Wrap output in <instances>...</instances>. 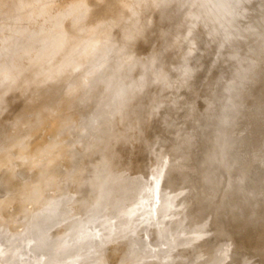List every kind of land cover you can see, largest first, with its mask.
Wrapping results in <instances>:
<instances>
[{"label": "bare ground", "instance_id": "obj_1", "mask_svg": "<svg viewBox=\"0 0 264 264\" xmlns=\"http://www.w3.org/2000/svg\"><path fill=\"white\" fill-rule=\"evenodd\" d=\"M3 1L4 0H0V24H1L0 29L1 28L7 29L9 27L8 28L9 32L6 35L4 34L5 29H2L3 31L1 30V32L3 34L0 32V34L3 36L2 37L0 35V38L2 37L0 39V67H2V66L4 67L7 64H13L15 66H12V65L8 66L7 65L6 68L4 67L5 69L3 67H2L3 69L0 68V111H1L0 117L2 115V116H4V118H7V117H5L6 115L3 114L5 112L4 109H6V107H7L6 103L8 104L9 102H11V107L13 108V105H15L14 104L15 101L18 100V102H16V103H18V105H20L19 99H17L18 97H15V98L13 97L14 94H17V93L19 94V92L21 91L20 96H21L23 102L20 100L22 103L19 106L20 109L17 111L19 113H16V116L14 118L12 117L13 119L11 118L12 121H10L11 119H9V118L7 119V122L10 121L9 125L11 127H14L12 129V131H10L11 129L9 131H6V127L4 128V125H3L4 118L3 119H2V117L0 118L1 119L0 122H2V120H3L2 124H1L2 127L1 126L0 127H1V129L2 128L5 129V131L0 130V156H2V157H0V171L2 170V173L0 174V187L2 188V190L3 189L5 190L3 195L0 193V264H101L102 260H101V258L99 259V255H98L99 246H98L97 242H100L102 239H105L106 237L111 239V246L108 245V248H110V250L107 249V250H109V253L107 252V254H108L107 259L110 260V262L112 259L114 261V259L119 257L121 254L131 250L136 255L127 264H184V263L194 264V262L189 260V257H190V255H192V253L197 252L200 255H206L207 258H211L213 256V250H214L213 246L210 245V246L203 247L201 249L202 239H205L204 238L205 237L204 231H206V230L203 231L204 234H202V233L200 234L199 232H200L201 228H204L207 225H211L212 223L218 224L217 221H219L218 226L222 223H223V225H220L219 226L220 228L219 229L216 228V230L217 229L220 230L221 227L225 226V229H224L225 232L224 233L228 234V231H229L230 236H232V234H233V236L234 235L235 236L238 235L239 237L241 236V238L240 239L238 238L237 240H236V238L235 239L233 237H231V238L233 239V241L236 240L235 242H237L239 240L237 243L240 242V244H244L243 247H246L245 245H248V247L251 250L252 249L254 250V251L253 250L249 251L250 249L247 250L248 247H246V250L248 251V253L252 252L254 254V252H255V255H253V256H257V254L260 251V250H258L260 247L256 248V246H262L261 245V241H262L261 239H262V236H264L263 235L264 228H262V227H264V222H261L258 226H256L257 229L255 228V229H253L254 231H252L251 227H249L247 225V223L249 220H252V218H256V216H255L256 213L254 212L255 215H253V216H252L253 212L248 213L249 211L247 210L246 206H243V202L249 200V198H251L253 196H257L256 194L259 191L258 189L261 186L263 187V185H262V183L260 184L257 181H253L254 179H251V180L249 179L247 182H245L244 179H246L245 177H246L247 171L245 172L244 169L240 168L239 164L237 166L239 169L237 167H234L236 165H233V163H231V161H230L231 156H229V154L232 155L233 151H237V150L241 151L243 149L242 147H241L242 149H237L238 145L235 144L236 146L234 145L233 148L236 147V150L232 149L233 151H231V147L236 142L237 137H239L240 135H243L242 133L244 131L246 132L250 126H253V129H254L258 125L257 127L259 130H260V128H264V126H263V124H264V96L262 98L261 97L259 98V96L256 94V92H254L255 90L253 91L254 87L257 84H259L261 81H263V83H264V0H180V1L178 0L177 2H179L180 5H178L176 0H174V2L177 4L176 6H179V9L177 8L178 9L177 11L183 10V13H182L183 18H185V20H187V22H190V21L193 22V24H190L188 26V28H187L188 30H186V29L184 30L185 32L188 31L187 36L191 32H195L201 23H204V25L207 26V31L209 32V34H208V36H204V37L193 36V38H191V41H189L188 44H184V39H186V38L181 39V40L178 39L175 41H172L170 39L171 33L173 32V30H175L177 28V26L175 28V26L172 27L170 25V27H172V28L167 29V27H166L165 31L163 30L165 28H163V29L161 28L163 30V33L162 34L160 33V35H162L160 42L158 43V41H157L158 44L155 43L157 45H155V46L153 45L154 46V48H153L154 52L151 51L150 52L151 55L149 57H148V53H147L146 56L148 58L146 57L145 59L138 56V55H140L139 53L142 52L141 48H140L139 53L136 51V50H138V48L137 49L135 48V46L140 47V45H141V43H139L140 44L139 46L136 45L135 43L141 42V41L142 42L148 41L149 39L147 40V37L150 36V34H148V33H150V32H148V30L151 27V25L149 26V24H150L149 21H151L149 19H151V18L148 17V19H147L148 21L144 20V19H146V18H144V17H146V15H144V17H143V14H144L143 12L149 10L146 7H144V4H142V7L146 8L147 10L138 7V6H140L139 2H137V4L136 3L134 4V2H133L134 0H122V1L116 0V1H118L117 3L115 1L116 4L121 3V5H117L116 8L114 7L116 9V12H118V10H121V12L124 11L125 13H128V11L126 9L128 7H131L134 9L135 7L133 5L137 6L139 8V9L137 8L138 10L142 9L143 14L142 15L140 14L141 16L138 18L142 17L141 19H143L144 21H147L148 26H149V29H148V26L140 25V23L142 24V22H141L142 20L138 19L136 17V14H134L135 12H137V10L136 11L133 10L134 11L133 12L131 9L128 8L129 10H131L130 11L131 12V14H130L131 18L129 15L126 14L127 16H125V14H123L125 16V18L127 17V19L123 18L125 20V22L130 19V21L126 22V23L130 24L131 22H136V20L138 19L140 21H137L136 24H138V22H140V23H139V25H136V26L134 25L135 27L132 29L129 28L130 30L127 29L129 31H126L124 33L121 32L123 35L119 32L120 36L115 35L116 36L115 37L114 36L115 30L113 29L114 30L113 31L110 28L114 27L113 24H115V26H116V24H119L122 19L120 20L118 18V16H117V18H116V16L114 17L113 14L110 15L114 8L113 7L111 8V6L109 7V4H108V7L106 5L107 8H105L106 11L108 8H110V9H108L109 15H107L105 10H104L103 15L105 16V13H106V15L109 16L107 19L111 18V16H112V18L113 17L115 18V19L113 18L115 22H116V19H119L120 21L118 22V20H117L118 23L117 22L115 23L112 21L113 22L112 24H110L111 22L108 23V21H106L108 23V27H107V25L103 26L104 24H102V23L101 24L103 27L99 26L100 24H97V26H98L97 27L96 23L94 22V21H96L97 23L101 22L98 19V17L100 18V16L103 13V12L101 13L100 10L102 8L104 9L105 4L107 3L105 0H102V1H104L103 3H102V1L99 0L101 2V3H99L100 5L98 4L99 7L97 6V4L95 5V3L98 0H95L96 2H94V0L91 1L100 10L98 8L94 7V5H92V3L90 2L91 5L93 6L92 7L90 5L91 9H89V7H88L90 13H93L95 15H96V13L97 14L101 13L100 16L97 15L96 17H95V15L91 14V16L94 18V20H93V18H87L88 17L87 15H89V13H88L89 11H87L88 10L87 6H89L87 4L88 0L86 3L84 2V0L83 1L81 0L80 1L81 3L78 2L79 0H76V1L74 0L75 2L72 0H71L72 2H70V0H65V1H69L68 3H72V4L74 2L77 5V7L79 8L78 11L80 14L78 12H76L77 10L74 9V8L77 9V7H75L76 5L74 6V4L71 7L69 6L70 8H72L74 6V8H72V9L67 7L68 5H70L68 3H67L68 5L66 3H64L66 5L60 4V7L57 6L58 5L57 1L63 2L64 0H60V1L54 0L53 2H51L52 0L51 1L50 0L49 1L43 0L46 3L42 2V1L41 2L35 1L38 4H36L35 2H34V4H36V6H38V8L41 7L40 10L41 9L43 10L45 8V7L44 8L42 7L44 5L46 7L47 6L49 7V9H48L49 11L47 9H45V11L43 10L44 15H43L42 11L39 10L40 11L39 17H37L38 12L36 11V9H37L36 6L33 5L36 9H34V7L31 6V8L35 11H33L31 8H29L30 7L29 4L30 5L33 4L32 0H31L32 2L30 0H21V1L14 0L13 2L16 1L15 2L16 4L13 3L12 0H5L8 2L10 1L11 4L13 3V5H11L8 2L3 3ZM23 1H26V2L24 3ZM29 1L31 3H29ZM119 1H121V2H119ZM142 1L143 0H141V3H142ZM144 1H146V3L149 2V0H144ZM157 1L160 2V0H157ZM157 1L155 2L156 4H157ZM170 1H173V0H170ZM170 1L165 0L164 2H168L167 3V5H168V4H170L169 3ZM17 2L19 4L20 3L21 4L19 5V4H17ZM48 2H50L52 5L51 4L48 5ZM110 2H113V4H115L114 1H112V0H110L109 3ZM135 2H136V0H135ZM40 3L41 4L43 3L44 5L42 4L40 6ZM78 3H79V6H78ZM82 3H85V4H82ZM138 3H139V5H138ZM163 3H160L159 6L160 7L166 6V4H163ZM171 3H173V2H171ZM23 4L24 5L26 4L27 6L26 5L24 6ZM80 4H82L83 6L85 5L84 8H86L87 10L81 8L83 6ZM53 5L57 6L59 9H57L55 7H54L55 8L54 9ZM149 5H151V4H149ZM21 6H24L26 8V10L24 7L22 8ZM63 6L67 7L66 8L67 11L75 10L73 12L74 14L78 13L79 16L83 14L82 16H80L81 19L84 17V15H86L84 13L87 11L86 13H88V14L86 15L87 16L86 18L88 19V21L85 17L82 19L84 21H82L80 18H77L79 16L76 15V18L79 20L76 22V18H74L75 15H73L72 12L69 11V13H71L73 15V21L71 20L72 16L69 15L71 17V19H70V17L64 18V19H69L68 22H70V23L66 22L63 19V21H64L63 22L64 25H63L61 23L62 21L60 22L61 18H59V16H61L60 14H62L61 17L63 18V17H65L63 15H66V13H68V12L65 13L66 10L64 9L65 7L63 8ZM100 6H104V7L100 8ZM118 6H120V7L117 10ZM168 6H170V5H168ZM20 7L22 8V10L19 9ZM166 7H164L165 11H166ZM50 8L51 9L53 8L52 11L54 13L56 11H58L57 14H59V16H57V14H53V12H51ZM92 8L94 11H95V9H98L99 12H98V10H96V12L94 13ZM124 8H125V10H124ZM28 9H31L30 13L32 11H33V13L34 12L37 13L36 14L37 16L35 15V13H34V15L36 16L37 19L39 18V21H36L37 19L35 20V16L30 14ZM63 9L65 10L64 13L62 11ZM82 9H83V11L85 10V12L82 13V11H81ZM151 9L152 8H150V10ZM164 9H160V10H162V12L165 13ZM175 9H176V7H175ZM13 10H15L17 12L16 13L14 11L15 14H17V15L21 14V16L24 15L23 10L25 11L24 12L25 14H26V11L28 10L27 12L32 17L29 16V14H28V16L26 14V16L28 18L29 17H31V18H30V20L29 19L26 20L27 17L25 18L23 16L26 20V21H24L22 17H19L20 15H18V16L16 15V17L14 14L11 15L10 13ZM18 10H19V12H18ZM110 10H111V12H110ZM160 10L158 12L154 11L155 14H157V13L159 14V15L157 14L158 18H155V19H158V21H159V16H161L160 14L162 13ZM167 10L172 11V6H171V8L169 7ZM173 10H174V8H173ZM46 11H47V14L49 15L48 18H50L53 14L50 21H47V20H49L48 18L46 20L48 25L46 24V21H43L46 19L45 16H48V15H46ZM177 11L175 10V12H177ZM14 12H12V13H14ZM124 12H122V13H124ZM138 12L140 13L141 10ZM152 12L153 11H151V14H153ZM149 13H146V14L148 15ZM6 14L9 15V17L7 15V18L9 20L6 17L3 18V15L5 16ZM40 14L43 15L44 17L41 16L42 18H40ZM115 14L117 15V13H115ZM151 14H149V16H153ZM165 14L164 15L162 14V15L165 16ZM54 15L56 17H54ZM118 15L120 17L121 16L123 17V15H121L119 13H118ZM132 15H133V17H132ZM104 16L102 17L103 23H105L104 21L106 20V19L104 20V18H105ZM163 16L160 17V20L162 19ZM166 16H167V14H166ZM166 16H165V18H166ZM170 16L173 17L172 15H170ZM18 17H19V19H18ZM135 17L137 18L136 20L133 19ZM154 17H157V16H154ZM154 17H152V20H154ZM168 17H169V15H168ZM180 17H182V16L180 15ZM32 18L35 21L32 20ZM167 18H166V20L169 21L167 23L172 24V23H170L171 19L169 20ZM243 18H246V20ZM3 19H7V20H5V22L1 23L2 21H4ZM10 19H11V21H10ZM56 19L59 20V22L62 24V26H65V24H66L67 29L65 27L62 28V26L58 23V20H56ZM95 19H98L99 21L95 20ZM111 19H109V21H111ZM163 19H164V17H163ZM173 19L175 21H177L174 17H173ZM20 20H22V21H20ZM31 20L33 21V23L39 22V23L33 24L34 26H36L35 28L33 27V31L31 30L32 29L31 26H33ZM52 20L57 21L58 24H56V22H54ZM74 20L77 23V24L74 23V25L75 24L77 25V29H78V27L80 28L79 30L81 32H79V30H77V31L79 34L82 33L80 35V37H83V39L84 38L91 39L92 36L89 37L90 36L89 34L91 32H93L94 36H96L97 34L99 35L100 34L99 31L98 32L96 31V30H98L99 27L101 29L102 34L104 33L102 31H106L107 32L106 34H108V33H110V30H111V33H110L111 35H109L107 37H104L103 35H100L103 37H100V36L98 37V35H97V38H94L93 40H91L92 42L89 41V42H91V44H89V42L87 40L86 41L88 43H86L84 41L86 44L84 42H82L84 44H81V45L82 46L84 45V49L86 48L85 52L86 51H87V53L89 52L90 57L88 56L87 53H86L87 56L86 55L83 56V54H85V52L82 54V56H80L81 52H83V47L78 44L80 42V39L78 37L79 34L77 32H75L76 29L74 27L72 28ZM90 20L91 21L93 20L92 22L95 24L97 29L95 27H93V29H92V26H94V25H90V24H93ZM40 21L41 22L43 21L42 23H45L47 26L43 25ZM165 21H163V23H162V21L157 22V20H156V23H158L161 26L160 23H162L164 25ZM23 22H24V25H22ZM25 22H26V24L29 23V26L31 25L30 26L31 28L27 27L28 26L27 25L25 28V31H24L23 28L26 25ZM78 22L79 23H83V22L90 23L89 26L91 27V29H89L90 27L86 24L87 25L86 29L88 30L87 31L88 33H86L85 31L84 32L82 31L85 28L84 23L80 27V24ZM178 22H180V21H178ZM40 23L43 25V26H40L42 28L39 27ZM107 23H105V24H107ZM121 23H122L121 25L119 24L120 27L123 26L122 28L125 29V27H124L125 24H124L123 20ZM67 24H69V25L71 24L72 26L70 25V27L73 30L75 29L74 32L76 33V34H74L73 30H72V32L69 31L70 37L67 36L69 38L66 37L67 33L64 31L65 29H66V31L68 30ZM109 24L112 27L109 26ZM128 24H127V26H129ZM144 24H147V23H144ZM177 24L179 25L180 23H177ZM59 25L61 26L60 28L63 29L64 34L66 33L65 36L62 35V30L61 29L59 30V28H58ZM154 25H156L157 28H154L152 25V27L154 28V29H152V28L150 29V30H152V33L155 31V29L158 30V28H160V26L158 27L157 24H154ZM127 26H126V28H127ZM165 26H168V25H164V27ZM19 27H20V29L22 27V29L20 30ZM178 27H180V26H178ZM186 27H187V24H186ZM28 28H30V30ZM71 28L69 30H71ZM107 28H109L108 29L109 32L107 31ZM119 28L116 27V29H119ZM17 29H19L22 32V34L19 30L17 32ZM27 29L29 30V32ZM94 29H95V32H97V33H94V31H90V30H94ZM119 30H121V28ZM23 31L26 33L28 32L29 33V34L27 33L28 36H27V34L23 35ZM31 31H32V34H30ZM42 31H44V33H42ZM159 31L160 30H158V32ZM5 32H7V31L5 30ZM69 32H68V34H69ZM19 33L21 35H23V37H24L23 40H22V36ZM41 33H42V35H41ZM72 33L74 35H76V37H73V39L68 42L67 40L71 39V36H73ZM83 33L84 34L86 33L85 35L88 34L87 37H84L85 35ZM119 33L117 32L116 34H119ZM152 33H151V35H152ZM156 33L155 34L153 33V35H156ZM198 33H200V32H198ZM181 34L183 35L184 33L181 32ZM61 35L64 36L65 39H67L66 41L68 44H66V43L62 44L61 45L62 49L60 48L61 50L56 48L58 46V44H56L55 45L56 47L54 49H52V51H51V48L54 47L55 41L56 42L59 41L57 43L62 42V40H57L58 36H59V38L61 37L60 39H62ZM39 36H43V37H39ZM117 36L121 37L120 38L121 40L120 41L118 40L120 42L119 44L116 42V39H118ZM187 36H185V37H187ZM29 37H30V39H29ZM157 37L159 38V36H157ZM177 37H178V35H177ZM41 38H42V40H41ZM151 38H152V36H150V39ZM5 39L8 40L9 45H7L5 43L6 42ZM27 39H29V40L27 41ZM21 40L23 42L25 40L26 43L25 42L23 43ZM40 40H41V42H43V44L41 42H39ZM52 40H54V43L52 42ZM46 41L48 42L49 45H50V42H52L51 44H53V46L51 45L52 46V47L50 46L51 48L45 47L46 45H48L46 43ZM66 41L63 40L62 43L66 42ZM212 41H216V43H218L217 44V53L220 55L224 54L225 60H228L231 58L235 59V61H233L234 65H233V68L229 72H226L224 69H221V68L218 71V73L216 72L217 74L215 75V79H214V83L216 85L213 87L211 86L212 90L208 94L206 102L203 99L204 102L206 103V105L204 104L205 109H203L202 112L198 113V111L195 112L193 110V109H195V105H196L195 99L196 98L193 99V101H192L193 106L191 107L190 113L186 116L188 118H192L195 121V123L197 121L202 120L204 117H207L208 122L206 123L207 127H206L204 133L202 132V133L196 134L192 131V132H189V133L183 135L182 133H179L182 130V126H179L178 122H175L174 120L170 119L166 114L163 116L164 120L166 121L165 130L169 131V132L168 133L165 132L161 135H158V137L156 138V144H158V145L154 148L157 151L160 150L162 155H163L159 159V163H158V169L161 172V180H160V183L158 185V193H159L160 199L157 202L156 207L154 209L156 214L159 216V219H160L159 222H160L161 226H158V227L156 226V228L154 227V229H153V236L159 237L160 239H162L163 243L160 246H157L154 248L152 247V245L151 246L148 245L147 247L143 248V247H141L142 246L141 242L146 239V234L144 231V227H142L141 224H147L148 222H152V219L150 216V209H149L150 198L148 195L149 191H151V189H152V185L146 187L145 193L143 196L139 197L135 193H131L130 195L126 196L122 200L115 198L114 197L115 196L114 187H113V185H111V182H113L114 179L119 178L122 171H121V169H119L118 163L112 157L114 153H112V150L110 149L111 147H109V143L111 141L108 142L109 141L108 139H106V141H103V140L105 139V137H107L108 134H112L111 128L113 126H123L120 133L112 134L113 140L122 138L123 134H126L125 131L128 130L129 125H130L128 118L131 116V114L133 113V111L135 109L141 107V105L139 104V100H140L139 98L142 95V93H144L148 89L149 84L155 85L154 87H156L157 89L158 88L164 89V82L166 79H169V80H175L176 79L177 80L176 84H175V82H174V84L176 85L177 89H179L182 86L183 87L185 85L189 86L190 83H193L191 81V78L194 76V74L197 71L200 63H198L197 61L194 63L191 62L190 59L194 57V56H192V54L195 52V50L197 49L198 46H199V48L206 49L207 46H209ZM3 42H4L5 46H4ZM152 42H153V40H152ZM28 43H31L30 44L32 46V47L30 46L31 52L29 51V48H28L29 44ZM145 43H147V42H145ZM20 44H21V46L23 45L22 48L25 47L26 45H28V47H26L27 50H25V51H27V53L30 54V55L27 54V56H29L28 58H27V56L25 57L26 54L24 53L25 51L23 50L24 52L22 54H23V57L25 58V60H24V58L21 57V60H20L21 63L19 62L20 58L17 57L18 61H16V58H15L19 54V52H20V54L22 52V51H20V46H19ZM24 44H25V46H24ZM44 44H45V46H44ZM143 44L144 43H142V45ZM1 45H3L6 48L9 47L11 49L10 51L13 52V53H11V56H10L11 58L8 56L10 53V51L8 50L9 48L7 49L9 51V53L7 52L6 48L3 49L6 51V52H4L1 49L4 47ZM10 45H11V47H10ZM42 45L44 46V49L45 50L47 49L48 51L47 50L45 51L42 48L43 47ZM89 45H90V47H89ZM147 45L149 46L150 44H147ZM80 46H81L82 50H79L80 48H78V47H80ZM111 46L114 47L113 48L114 51L115 50L117 51V52L112 51V54H113V52L116 53L114 57L109 55V54H111V52L109 53V51H111L110 49H112ZM36 47L37 48L39 47L41 51H39V48L37 50ZM76 47L78 48V50L76 49ZM35 48L38 51V53H36L37 51H35V50H33V52L35 51L36 54L42 53V56L41 55L38 56V55L32 53V49H35ZM72 48H74L76 50H73ZM223 48H225V49H223ZM70 49H72L73 52H71ZM57 50H58V52H56ZM62 50H65V51L70 50L71 54L74 53L73 55H75V54L78 55L80 52V55H78V56L76 55V58L82 57V58H80L82 60L78 61L79 58L73 59V57H75V56L66 52L68 54V56H71L72 58L68 57V59H69V60L67 59L68 62L66 60H63L62 63L59 64V66L57 65L58 68L56 69L55 68L56 66L54 67L50 63V61H51V59L53 60V57H55L56 55H57L56 57H58V55H60L59 52ZM92 50H93V52L94 51L95 52L94 53L91 52ZM2 51L4 52L5 57H3ZM55 52H56V54L53 55V53H55ZM7 53H8V55H7ZM60 53H61V55L63 54L62 52H60ZM90 53L92 55H90ZM95 53L97 54V58L93 57V54H95ZM33 54L35 55L34 57H36L37 60L34 59L33 57H31ZM143 54H145V52ZM21 55H18V56L20 57ZM174 55H176V59H175L176 61L172 62L171 56H174ZM220 55H219V57H220ZM45 56H47V57H45ZM48 56H50L51 58L49 57V59H48ZM106 56L108 58H109V56L111 58H113V61L111 60V58H109V61H108V58H105ZM83 57H85V59ZM91 57L94 59L93 63L95 61L101 62V60H102V63H100L101 65H103V63H104L103 57L105 58V60L107 59L106 61L109 64H110V61H112V65H111L112 68L109 66V64H104V65H106L105 67L109 66L108 68H111L110 72L106 70L107 72H109V74L107 75L106 80L104 79L105 84L107 83V86H106L107 88L101 87V90L103 88L102 91H105V90L107 91V92H105V93H107V95H106V97H103L102 100H99L97 98L98 101H96V102H99L100 106L98 104L96 105V107H98V109H96V112L93 113L94 118L92 117V120H91V121H95V123H97V121H99V122L101 121V124L100 125L96 124V126L98 125L100 127L94 128V130L91 127H89L93 131L90 132V130H89L90 134L85 139L81 140V137H78L75 135L77 138L75 141L71 140L70 138H69L70 139L69 140L67 138L68 135L69 136L74 135L73 133H71V130H70V129H73L72 125H70V122H72L71 116L74 114H75V116L79 115V113H77L76 109H75V113H73L74 110H72V107H74V106L76 107L80 104L82 106V102H83L81 100H80L81 102H79L78 96L81 95V93L84 95L83 92L86 91L87 88H90V86L92 87V85L94 83L96 85H98L97 80L99 77L103 78L102 76H98V75L101 74L105 70V68L103 67L104 65L99 66V63H97V64L94 63V67L90 68L91 70L89 69L91 71L90 72L91 77L90 76H88V77L84 76V74H85V73L83 74V72H85L84 70L86 69V67L89 68L87 66V64L90 65V63H92L91 60H93V59ZM144 57H145V55H144ZM13 58L15 59L16 62L11 61V60H13ZM29 58L31 60V62L29 60V63L30 64L32 63L31 65L27 64L28 63L27 59H29ZM32 58L34 59V62L38 61L39 59L42 58L41 60H39V62H41V63L45 62V63H42V64L40 63L41 65H39L38 64L39 62L38 63L36 62L37 64L35 63L36 64L35 65L34 62L32 61L33 60ZM45 58H47V61H43V60H46ZM86 58L88 60H89V58H91V60H89L90 63H87ZM22 60L25 61V63H23ZM72 60H74V63ZM76 60L78 61V63H75ZM215 60L218 61L217 59H215ZM64 61H66V62H64ZM17 62H19L21 65L18 64ZM219 62H221V61H219ZM222 62H224V61H222ZM22 63L24 65L26 64V66H27L26 70L27 71H25L26 66H23ZM47 63L52 65L55 68V69H53V71H55V72H53L52 78H53V80H55L56 83L60 81V87L59 88L62 87L60 90H58L59 88L56 90V87L58 85V84H56L55 89H53V93H55L54 90L56 91L55 95L52 93V91L50 93L46 92L47 87L49 88V86L52 83L53 84L55 83V82H52L51 84L49 83L50 81H52V78H49V77H51V75L49 76V75L45 74L47 77L43 74L41 75V72L44 73L46 71V68H47V71L50 69L51 66L49 65L50 67H47V65H48ZM16 64L20 65V67L22 66V69L24 68V70L23 71H21L22 69L19 70L18 69L19 66L17 67ZM33 64L35 66H39L41 69L39 70V67H37V69H36V67ZM212 64H215V63H212ZM28 65H30L32 67H30ZM42 66H43L45 71L44 70L42 71V69H43ZM45 66H46V68H45ZM84 66H86V67H84ZM28 67H29V69H28ZM83 67H84V69H83ZM91 67H92V65H91ZM100 67H103L104 70L102 71L103 68L100 69ZM211 67L212 66H210L209 68H211ZM218 67H220V66H218ZM224 67H226L225 64H224ZM79 69H80V71H79ZM38 70H39V72H38ZM76 70L80 74H81V70H82V76H83L84 80H82V78H79V76H77L78 73H75ZM51 71H52V68H51ZM51 71H48V74H50L49 72H51ZM67 71L69 73L71 72V74L68 75ZM210 71H211V69H210ZM72 72H74L75 76L73 75ZM86 72H88V71L86 70ZM105 72H103V73L105 74ZM35 73H37V74H35ZM45 73H47V72H45ZM62 73H65V75L63 76ZM203 74H204V72H203ZM33 75H34V77L42 76V79H40L39 77L34 78V77H32ZM36 75H38V76H36ZM86 75H89V73H86ZM93 75L98 76V78L96 77L97 82L96 81L93 82L95 80V77H93ZM101 75H103V74H101ZM85 78L87 80H85ZM93 78H94V80H93ZM198 78H200V77H198ZM7 79L9 81V83H8V81H6ZM31 79L33 81V83L30 82L31 85L36 84L34 80H37L40 82V83L38 82L39 84L37 83L38 86L40 85V87H41V85H43L41 83H45V82H42L43 79L45 81L47 80V82L49 80L48 84H50V85L47 84V86H45L46 84H44V87L42 90H44L45 93L53 94L54 96L52 95V98H51L50 95L47 96V94H46L47 97H45L44 93H40V92H44V91H40V88L36 87L37 85L31 86L29 84L28 81H31ZM209 79H211V78H209ZM99 81H100V83L103 82V81H101V79H99ZM4 82H5V84H3ZM27 82H28V85L27 86L25 85V86H26V89H28V90L25 91V89L23 88V84H26ZM53 84L50 87L54 88ZM21 85H22V90L25 92V94H23L24 92L22 93V90H18L21 88ZM94 85H93V87H94ZM96 85L93 89L96 88ZM100 85H102V83L99 84V86ZM210 85H212V84H210ZM210 85H208V87ZM28 86L30 88H28ZM167 86H166V89L169 88ZM13 87L14 88L16 87V89H14ZM33 87H35V88H33ZM45 87H46V89H45ZM10 88L14 89V91L11 89L13 92H15V90L16 91L18 90V91L16 93H12V91H10L12 93L11 94L9 92ZM37 88H38V90H36ZM52 88H51V90H52ZM97 88L100 89L98 86H97ZM203 88H204V92H207L205 90L211 89V88L205 89L206 88L205 84H204ZM35 90L37 91V94H35ZM101 90H98L99 92L96 90L98 92L97 94H100L102 92ZM201 90H203V89H201ZM38 91H40L39 92V94H41L40 96H42V94H43L45 98L43 96L40 98H38L39 96H36V98H35L34 95H38ZM88 91H87V94L90 95L91 93H89ZM155 92H156V90H155ZM105 93L102 92L103 95ZM164 93H165V91L161 92V93H156V95H155V93H153L152 101H155L154 105H153V109H152L153 111L155 110L154 107H156L158 104L160 105L159 107H162L164 105H166L168 107V104L165 102L166 99L163 98ZM258 93H259V90H258ZM87 94L85 92V95H86V96L84 95L85 99H86V97H88ZM133 94H136L138 96V98H135L136 101H134L135 102L134 105H132V106H130V104L126 105L128 100L131 98V96ZM197 95H199V94H197ZM201 95H202V93H201ZM91 96L92 95H90V97H89L90 102H91ZM80 97H81V99H83L82 95ZM11 98H12V101H13V98L16 99V100H14L13 104H12V101H8ZM67 99L69 100L68 101L69 103L65 102L67 104V106H65L64 105L65 103H63V100L66 101ZM197 99H198V97H197ZM132 101H133V99H132ZM60 103L63 104L62 108L64 106L67 108H68V106H70L67 109V112L65 110L66 108H64V109L60 108L61 111H63V110L65 111V112H63L64 115H65V113L67 115V117L65 119L63 117L64 116L63 113L58 109L59 106L62 105V104L60 105ZM84 104H85V102H84ZM171 105H173V104H171ZM201 105H203V104H201ZM204 105H203V107H204ZM15 106H17V104ZM127 106H130V107H127ZM176 106H178V105L176 104ZM3 107H5V108L3 109ZM89 107H92V106H88V108ZM159 107H157V108H159ZM93 108L95 110V107H93ZM202 108H200V109H202ZM15 109L16 108H14L13 110H15ZM79 109L80 108H78V110ZM3 110H4V112H2ZM9 110L11 111L12 109H9ZM58 110L60 111V113L58 112L59 114L57 113ZM81 110L84 111L85 109H81ZM86 110H87V107H86ZM15 112L16 111H14V112L12 111V116H14ZM85 112L87 113V111H85ZM5 113L7 114V112H5ZM80 113H81V115L84 116V114H82V112H80ZM156 113H157V111H156ZM156 113H154V115ZM17 114H19V115H17ZM60 115H63L62 116L63 119L60 117ZM8 116H9V113H8ZM75 118H77V117H75ZM78 118H79V116H78ZM48 119L50 120V123L46 122V121H48ZM83 119L84 118H82V121H83ZM139 119L140 120L138 123L135 122L137 125H143V126L149 125L150 120L148 118L146 119V118L140 117ZM73 120H74V117H73ZM84 120H86V119H84ZM155 120H156V118H155ZM189 120H191V119H189ZM75 121H76V119H75ZM75 121H74V123H75ZM194 121H192V122H194ZM46 123L49 125H47ZM74 123H72V124H74ZM76 123L78 125L81 124V123L79 124L78 119H77ZM95 123L93 122V124H95ZM190 123H189V125H190ZM6 124L8 125V123H6ZM93 124H90V126L91 125H92V127L95 126ZM259 125L262 127H259ZM77 126L75 125L74 129ZM82 126L84 127L85 125H82ZM210 127L212 130L210 132H208L210 130L209 129ZM78 128H80V127L78 126ZM78 128H76V131L78 130ZM84 128H86V127H84ZM82 129H81L80 133H82ZM251 130H252V128H251ZM259 130L255 131V129H254V131L257 132V134H258ZM1 131H4V132H1ZM170 132L176 133L178 135L177 136H171L169 134ZM83 133H84V131H83ZM263 133H264V131H263ZM76 134H77V132H76ZM252 134H254V132L251 133V135ZM28 135L29 136H35L33 138L34 140L32 141L33 145H34V148H32V149H34V150L37 149V150L33 151L31 149L32 154H30L28 156L27 155L23 156L24 151H21V150L19 151L20 147L18 148V146L20 145V140L23 141V139L26 138V136L29 138ZM246 135H250V134L248 133ZM246 135L241 137V139H243V140H241L242 142L246 140V138H247ZM254 135L256 136V133ZM263 135H262V137L259 138V140H261V142H263V139H264ZM79 136H81V134ZM206 137H208L209 142H206V140H204ZM244 137H246L245 140H244ZM251 137L253 138V135ZM251 137H250V139H251ZM71 138H73V136ZM254 138H256V137H254ZM25 140H24V142H25ZM255 140L258 141V139H254L251 142L254 144V146H255L254 142H256ZM71 141H74V142H71ZM246 142L247 141H245V143ZM18 143H19V145H17ZM21 143H23V142H21ZM30 143H28L27 147H29ZM237 144H239V140H238ZM258 144H256V146ZM100 145H103V146L101 149L102 151L98 155V158H97L98 163L94 166V169L92 170L91 173H89V174L85 173V166L82 163V161L88 160L92 156V149H94L95 147H98ZM241 145H243V144H241ZM262 145H264V144L262 143ZM14 146H15V148H14ZM40 146L42 148H43V146L44 147L49 146V148H52L54 150V153L50 154L48 152L50 155L47 154V156L49 155L48 157L46 156L47 158L43 157V159H41L42 158L41 155L44 154V153L43 154H41V153L44 151V149L46 147L43 148V151L40 152V154H41L40 155L39 151H38V148H39V150L42 149V148H40ZM16 147L18 149H16ZM27 147H25L26 150H27ZM81 147L83 148V151H80ZM258 147H259V149H256L257 152L255 151V153H258L261 149L264 151V149H263L264 147L263 148H260L261 146H258ZM11 148L12 149L14 148L13 153L16 150H18L17 152H15L20 157V159L17 158L18 161H16V163H18L17 168H16L17 165L16 166L10 165V162L13 160L12 159L13 156L10 157L11 153L9 154L7 152H10L12 150ZM238 151H237V153L235 152L236 155L237 154L239 155ZM33 152H34V155H33ZM200 152L205 153L206 159H204L205 161L202 164L203 165L202 170L199 168L200 169L199 172H201V173L197 174V175H199V177H197L198 180L196 179V182L199 184L190 186V185H188L189 180L192 181L193 177L191 176V174L188 170H185L182 167L181 158L184 155L185 159L190 158V159H193V161H194V158H195V162H198L196 160V158L199 156L198 154ZM233 159L235 160L236 158L234 157ZM245 160H247V159H245ZM245 160H243V161H245ZM191 162H192V160H191ZM198 163H200V162H198ZM198 163H197V165H199ZM235 163H236V161H235ZM191 164H193V162ZM242 165L244 166V164H242ZM30 167L32 169H34L33 171L31 170L32 171L31 173L27 172V170L29 171ZM26 168H27L26 172L24 171L26 174L25 176H23L24 174L21 175L23 172L21 174H19L20 171L25 170ZM219 168L224 173L222 177H224V176L227 177V178H224L226 183L222 187L221 196H220L218 202L214 201L215 204L211 205V207L208 211L206 210V211L200 212L199 210L202 209V205H203V203H201V202L203 199L202 195L204 193L203 187L205 185V184H201V183L206 182L207 177L212 172L219 173L218 171H216ZM235 168H237V169H235ZM246 169H247V167H246ZM236 171H240L242 173L244 178L241 181H238L235 179L234 173ZM21 176H23V177H21ZM194 178H196V177H194ZM70 179H73L74 182L66 183ZM213 181H214L213 184H215V183L219 182L220 179H216ZM72 184H74L75 188H77V192L75 194H69V189H70V186ZM54 186L58 188L57 192H52L51 188H53ZM187 192H190V193L188 194L187 199H185L186 201L184 200L185 203H183V202H181L183 200V195ZM67 197L70 198V201L73 203V206H74L70 210L69 213H66V211L63 210L62 205H61V203ZM120 201H122V203L126 204L127 206H126V208L123 209V211H121L119 213V216L114 221L110 220V219H105V218L103 219V215L105 213V210L109 207V205H111L113 203L116 204ZM14 202H15V204H14V206H12ZM222 202H224V203H222ZM255 211L257 212L258 208H256ZM168 213L169 214L172 213V214H174V216L171 217L168 215ZM245 215H249L251 218H248V219L242 218ZM133 216L136 217V219L131 220V218ZM209 219L213 220L212 223L208 222ZM19 224L23 225L22 230H19ZM96 225H100V226L104 227L106 234L105 235L99 234L97 236V234H96L97 231L95 230ZM130 225H135L136 227H134L135 232H133L128 237V232H129L128 228ZM228 226L230 228L226 232V227H228ZM211 227H213V226H211ZM211 227L209 229H211ZM213 228H215V227H213ZM216 230L214 229L213 233H218V232H216ZM221 230H223V229H221ZM231 231H233V233ZM211 232H212V230H211ZM221 234H223V233L221 232ZM239 234H241V235H239ZM219 236H220V232H219ZM97 237H100V239H97ZM223 237H221V238H223ZM226 238H229V236L225 237L224 240L222 239L223 241H225V243H226ZM222 240H220V242ZM203 242H204V240H203ZM216 242H217V240H216ZM235 242H233V246L228 245L227 247L229 249H231L232 247L235 249L234 245H237V243L234 244ZM230 243H232V242H230ZM262 244H264V240L262 241ZM262 247H263V249L261 251L264 252V246H262ZM239 248H240V250H242L241 247L236 248V250H234V251H233V249H231V251L228 250V252H229L228 255H227V251H225V254H226L225 256H227V260H226V257H224L225 258L224 260H226V261H222L223 262L222 264H230V263H232L231 261H233L232 259H234V258H235L234 259V262H235L238 259V257L240 256V255H238L239 254V250H238ZM243 249H245V248H243ZM198 250H201V251L198 252ZM105 251H106V249H105ZM261 251H260V253H261ZM260 253H259V255H260ZM244 255H245V253H244ZM244 255H242V256H244ZM247 255L251 256L252 254H247ZM242 256H240V258ZM229 257L232 258V259L231 258L229 259L231 261L228 260ZM247 257H249V256H247ZM260 257L258 256V258H260ZM207 258H205V259H207ZM243 259H245V258H242V261H243ZM261 259L264 260V257L260 258V261L262 263ZM249 260H250V258L248 259V262H249ZM113 261L111 263H113ZM238 261L239 260L236 261L237 264H239ZM242 261L241 262L239 261L240 264L246 263V259L244 261L245 263ZM250 261L253 262L252 258ZM115 262H116V260H115ZM201 262H202V260H201ZM248 262L246 264H248ZM261 263L259 262V264H261Z\"/></svg>", "mask_w": 264, "mask_h": 264}, {"label": "rangeland", "instance_id": "obj_2", "mask_svg": "<svg viewBox=\"0 0 264 264\" xmlns=\"http://www.w3.org/2000/svg\"><path fill=\"white\" fill-rule=\"evenodd\" d=\"M14 0H12V2H13ZM19 1H21V0H19ZM31 1V0H30ZM29 1V3H31L32 1V5H30L28 2V4H29V8H31V6H36V4H38V3H36L35 1H42V2H45V1H43V0H32L31 2ZM47 1H49V0H47ZM51 1V0H50ZM54 0H52L51 2H53ZM60 1V0H59ZM72 1H74V0H72ZM71 0H70V2H72ZM76 1V0H75ZM74 1V2H75ZM81 0H79L78 2L79 3H81L80 2ZM83 1V0H82ZM91 1H93V0H88V5L89 6H87V9H88V7H89V9H91V7H90V5H91ZM100 1H102V0H100ZM99 0L96 2L95 0H94V2H96L95 3V5L97 4V6L99 7V3H101ZM107 3L105 4V7L104 6H100V8H102V7H104V9L102 8L101 10L98 8V7H96L93 3H92V5H94V7H96V8H98L99 10H100V12L102 13V15L104 14V10L106 11V9L105 8H107L108 7V4H109V7L111 6V8L113 7H115L116 8V6L117 5H121V3H118V4H116L118 1H116V0H112V1H114V3H115V1H116V3L115 4H113V2H110L109 3V1L110 0H105ZM122 1V0H121ZM121 1H119V2H121ZM152 1V0H151ZM150 0H149V2L148 3H146V1H142V3H141V0H136V2H135V0L133 1L134 2V4L136 3L137 4V2H139L140 3V6H138V7H140V8H143L142 7V4H144V7H146L147 9H149L150 10V8H152L150 11L149 10H147L146 8H143V9H146L147 11H144L143 13H142V9H140L141 10V12L139 13L138 11H140V10H138L139 8L137 7V6H135V5H133L135 8L133 9V8H131V7H128L129 9H131L132 11L134 10V11H136L137 10V12H135L134 14H136V17L138 18V17H140L142 14H143V17H144V15H146V17H144V18H146V19H144V20H147L148 19V17L149 18H151V19H149V20H151V21H149V26L151 25V27H150V29L152 28V29H154V28H157L156 27V25H154V24H157L158 25V27L160 26L158 23H156V20H157V22H159V21H162V23H163V21H165L166 20V18L168 17V15H169V17L167 18V19H171L170 20V23H172V24H169V23H167V22H169L168 20H166L165 22H164V25H168V26H165L164 27V25L162 24V23H160L161 24V26H160V28H158V30H160L159 32H158V30L157 29H155V31L157 32H155L154 30V34L156 33V35H153V33H152V30H150L149 29V26H148V20L147 21H144L143 19H141V18H138V19H140V20H142L141 22H142V24L140 23V22H138V24H136L137 23V21H140V20H138L136 17L135 18H133L134 20H136V22H129L130 24H128V23H126V22H128V21H130V19L128 20V21H126L125 22V20L123 19V18H125V16H127V15H129L130 16V14H131V10H129L128 8L126 9L127 11H128V13H125L124 11H122V12H124V13H122L121 12V10H118L119 9V7L120 6H118V8H117V10H118V12H116V9L114 8L113 10H112V12H111V10H110V12H111V14L110 15H112L113 14V16L115 17L116 16V18H117V16H118V18L121 20H123V22H124V27H125V29H123L122 27H120V25L122 24L121 22H122V20H121V22L119 23V24H116V26H115V24H113V28H110V29H114L113 31H114V36L115 35H118V36H120V33L122 32V33H124V32H126V31H129L130 29H132V28H134L136 25H139V23H140V25H145V26H148V32H150V33H148V34H150V36H152V38L150 39V36H148L147 37V40L148 41H141V42H137V43H135L136 45H140L139 43H141V45H140V47H136L135 45V48L137 49L138 48V50H136L138 53L140 52V48H141V53H139L140 55H138L139 57H141V58H143V59H145L147 56H146V54L148 53V57L151 55V51H153L154 52V46L155 45H157L159 42H160V40H161V36L162 35H160V33L162 34L163 33V30L165 31L166 30V27H167V29L168 28H172L173 26H175V28H176V26H177V28L175 29V30H173V32L171 33V35H170V39L172 40V41H175V40H178V39H184V38H186V39H184V44H188L189 43V41H191V38H193V36H201V37H204V36H208V34H209V32L207 31V26H205L204 25V23H201L199 26H198V28L196 29V31L195 32H191L188 36H187V33H188V31H184L185 29L186 30H188L187 28H188V26L190 25V24H193V22H187V20H185V18H183V10H181V11H177L178 9H179V6H176L177 4L174 2V0L173 1H170V0H166V1H170L169 3L170 4H168V5H170V6H168L167 5V3L168 2H164L163 0H160V2L159 1H157V0H153L152 2H151ZM157 1V4L155 3ZM164 3H163V2ZM178 0H176V2H177ZM180 1V0H179ZM2 2V1H1ZM6 2H8V1H3V3H6ZM16 2V1H15ZM15 2H13V3H15ZM24 3L26 2V1H23ZM22 2V3H23ZM34 2L36 3V4H34ZM61 2V1H60ZM58 2L57 1V3H58V5L57 6H59L60 7V4H64V3H68L69 1H63V2ZM73 2V4H74V6L76 5L75 3ZM84 2L86 3L87 2V0L85 1L84 0ZM91 2V3H90ZM104 1H102V3H103ZM151 2V3H150ZM171 2H173V3H171ZM8 3H10V1L8 2ZM7 3V4H8ZM13 3L11 4V5H13ZM26 3V4H27ZM46 3V2H45ZM77 3V2H76ZM79 3H78V6H79ZM85 3H82V4H85ZM90 3V4H89ZM139 3H138V5H139ZM160 3H163V4H166V6H164V7H166V11H165V9H164V7L162 8V7H160L159 5H160ZM178 3V5H180L179 4V2H177ZM16 4V3H15ZM17 4H19L18 2H17ZM21 4V3H20ZM19 4V5H20ZM25 4V5H26ZM27 4V5H28ZM43 4V3H42ZM41 3H40V6L42 5ZM49 4H51L50 2H48V5ZM66 4H64V5H66ZM68 4H70V5H68ZM67 5V7L68 8H70L73 4L72 3H68ZM82 4H80V5H82ZM99 4V5H98ZM112 4V5H111ZM149 4H151V5H149ZM173 4V5H172ZM24 5V4H23ZM24 5V6H25ZM26 5V6H27ZM44 5V4H43ZM52 5V4H51ZM91 5V6H92ZM102 5V4H101ZM104 5V4H103ZM106 5H107V7H106ZM115 5V6H114ZM24 6H21L22 8L24 7ZM33 6V7H34ZM57 6H55V5H53V8L55 7V8H57V9H59ZM70 6V7H69ZM74 6L72 7V8H74ZM83 6V5H82ZM85 6V5H84ZM84 6L83 7H81V8H83V9H85V10H87L86 8H84ZM132 6V7H133ZM148 6V7H147ZM150 6V7H149ZM171 6H172V11H168L167 9L170 7L171 8ZM174 6V7H173ZM19 7V6H18ZM19 8V9H21L22 10V8ZM44 9V11H45V9H49V7L47 6H42ZM52 7V6H51ZM65 6H63V8H64ZM67 7H65L64 9L66 10V8ZM75 7H77V5L75 6ZM93 7V6H92ZM175 7H176V9H175ZM25 8V7H24ZM38 10H37V9ZM36 8L34 7V9H36V11L38 12V16L36 15L37 13L36 12H34L35 13V15L37 16V17H39V13H40V11H42V13H43V15H44V12H43V10L41 9L40 10V8H38V6H36ZM53 8L51 9L50 8V10H51V12H53L52 10H53ZM54 8V9H55ZM72 8H70V9H72ZM138 8V9H137ZM159 8V9H158ZM173 8H174V10H173ZM178 8V9H177ZM17 9V8H16ZM15 9V10H16ZM32 9V8H31ZM31 9H28L29 10V13H30V11H31ZM62 10L63 11V13H64V11L65 10ZM75 10H77L76 12H78L79 13V11H78V7H77V9L76 8H74ZM83 9L81 10L82 11V13L83 12H85V10L83 11ZM89 9L87 10V11H89ZM98 9H95V11L93 10V8H92V10H93V12L95 13L96 12V10H98ZM108 9H110V8H108ZM107 9V11H106V13H107V15H109L108 14V10ZM160 9H164V11H165V13L167 14V16H166V14L165 13H163L162 12V10H160ZM15 10H13L12 12H14ZM25 10H26V8H25ZM27 10V11H28ZM33 10V9H32ZM40 10V11H39ZM69 10V9H68ZM75 10H69L70 12H72V14L73 15H75V17L74 18H76V15L77 16H79L78 15V13H76V14H74L73 12L75 11ZM91 10V11H92ZM99 10H98V12H99ZM115 10V11H114ZM123 10V9H122ZM124 10H125V8H124ZM161 11L162 13L160 14L161 16H163L164 14H165V16H166V18H165V16H163L164 17V19H163V17H162V19L160 20V17L161 16H159V21H158V19H155V18H158V11ZM175 10L177 11V12H175ZM26 11V14H27V16H28V12ZM33 11H35V10H33ZM33 11L30 13V14H32L33 16H35L34 15V13H33ZM49 11V10H48ZM69 11H65V13L66 12H68L69 13ZM86 11V12H87ZM126 11V12H127ZM133 11V12H134ZM151 11H153L152 13L153 14H151ZM154 11H157L156 13L158 14H155V12ZM10 13L11 15H15V17H16V15L17 14H15V12L14 13ZM18 12H19V10H18ZM22 12V11H21ZM20 12V13H21ZM25 11L23 10V16L26 18L27 16H26V14L24 13ZM84 13V14H88L89 13V15H84V17L86 18H93L92 16H91V14L92 15H95V14H93V13H90V11L88 12V13ZM109 12V13H110ZM114 12V13H113ZM121 12V13H120ZM132 12V13H133ZM150 12V13H149ZM180 12V13H179ZM8 13V12H7ZM17 13V12H16ZM49 13V12H48ZM58 13V11H56L55 13L53 12V14H57ZM66 13V15H63V16H65V17H61L62 16V14H60L61 16H59V14H57V16H59V18H61V20H60V22L63 24V19L64 18H69L70 16L69 15H71L72 16V19H71V17H70V19L73 21V15L71 14V13ZM101 13L100 14H97L96 13V15H95V17L97 16V15H101ZM106 13H105V18H104V22L105 23H107L106 21H108V23L109 22H111L110 24H112L113 22H115L114 21V19L112 18V16H111V18L113 19H111V18H109V19H111V21H109V19H107L109 16H107L106 15ZM115 13H117V15L115 14ZM118 13L119 14H121V15H123V14H125V16L123 15V17L121 16H119L118 15ZM146 13H149V14H151V15H153V16H149V14L147 15ZM160 13V12H159ZM170 13V14H169ZM172 13V14H171ZM178 13V14H177ZM9 14V13H8ZM8 14H6L5 16L3 15V18H7V15ZM29 14V16H31ZM53 14H52V16H53ZM80 14V13H79ZM127 14V15H126ZM141 14V15H140ZM163 14V15H162ZM18 15H20L19 17H22L23 18V20L24 21H26V20H30V18L32 17H27L26 18V20H25V18L23 17V16H21V14H18ZM17 15V16H18ZM43 15H41L40 14V18H42L41 16H43ZM46 15H48L47 14V11H46ZM51 15V14H50ZM83 15V14H82ZM82 15H80V16H82ZM100 16V18L98 17V19L101 21L100 23H97L96 21H94L95 23H96V26H97V24H100L99 26H102V24H104L103 26H106L107 25V27H108V23L107 24H105V23H103L102 22V17L103 16ZM139 15V16H138ZM170 15H172L177 21H175L174 19H173V17H171ZM179 15V16H178ZM180 15L182 16V17H180ZM36 16H35V20L37 19L36 18ZM52 16L50 17V18H48L49 17V15L48 16H45L46 17V19L45 20H43V21H46L47 20V18L49 19V20H47V21H50V19L52 18ZM80 16L79 17H77V18H80ZM107 16V17H106ZM154 16H157V17H154ZM8 17H9V15H8ZM12 17V16H11ZM19 17H18V19H19ZM44 17V16H43ZM54 17H56L55 15H54ZM53 17V18H54ZM83 17V18H84ZM132 17H133V15H132ZM152 17H154V20H152ZM171 17V18H170ZM177 17V18H176ZM13 18V17H12ZM58 18V19H59ZM76 18V22L77 21H79L78 19ZM82 18V19H83ZM86 18V19H87ZM130 18H131V16H130ZM180 18V19H179ZM182 18V19H181ZM8 19V18H7ZM7 19H3L4 21H2L1 23H3V22H5V20H7ZM14 19V18H13ZM21 19V18H20ZM58 19H56V20H58ZM81 19V18H80ZM81 19V20H82ZM98 19H95V20H98ZM119 19H116V22H117V20H118V22L120 21ZM125 19H127V17L125 18ZM243 19H245L246 20V18H243ZM9 20V19H8ZM32 20H34L33 18H32ZM31 20V22H32V25L33 24H35V23H39V22H35V23H33V21ZM34 20V21H35ZM42 20V19H41ZM55 20V19H54ZM54 20H52V21H54ZM66 22H68V20L69 19H64ZM70 20V21H71ZM93 20H94V18H93ZM92 20V21H93ZM98 20V21H99ZM10 21H11V19H10ZM20 21H22V20H20ZM36 21H39V18L36 20ZM42 21V22H43ZM47 21H46V24H47ZM71 21V22H72ZM82 21H84V20H82ZM81 21V22H82ZM86 21V20H85ZM87 21H88V19H87ZM91 21V20H90ZM91 21V22H92ZM113 21V22H112ZM133 21V20H132ZM175 21V22H174ZM178 21H180V22H178ZM182 21V22H181ZM7 22V21H6ZM28 22V21H27ZM30 22V21H29ZM41 22V21H40ZM41 22V23H42ZM54 22H56V24H60L61 26H62V24L59 22V20H58V23H57V21H54ZM75 22V20H74V22H73V26H72V28L74 27L75 29H76V31H75V29L73 30L71 27H70V25L69 24H67V26H68V32L69 31H71L72 32V30H73V32L75 31V32H77L78 33V31L77 30H79L80 28L78 27V29H77V23ZM115 22V23H116ZM117 22V23H118ZM154 22V23H153ZM186 22V23H185ZM22 23V22H21ZM40 23V25H39V27L40 26H43V25H46L45 23H42L41 24ZM68 23H70V22H68ZM74 23H76L75 25H74ZM79 23V22H78ZM84 23V30H82L83 32L85 31L86 33H88L87 31V29H86V27H87V25L89 26V24L90 23H88V22H83ZM83 23H79L80 24V27L82 26V24ZM93 23V22H92ZM102 23V24H101ZM134 23V24H133ZM144 23H147V24H144ZM152 23V24H151ZM166 23V24H165ZM177 23H180L179 25L177 24ZM189 23V24H188ZM25 24H26V22H25ZM55 24V25H56ZM87 24V25H86ZM109 24V26H111ZM127 24L129 25V26H127ZM133 26H132V25ZM186 24H187V27H186ZM1 25V24H0ZM22 25H24V22H23V24ZM28 25V26H27ZM38 25V24H37ZM48 25V24H47ZM46 25V26H47ZM59 25V30L61 29L60 26ZM64 25V24H63ZM90 25H94V26H92V29H93V27H95L96 29H97V27L95 26V24L93 23V24H90ZM118 25V26H117ZM135 25V26H134ZM152 25H153V27H152ZM170 25L172 26V27H170ZM26 26L27 27H30L29 26V23L28 24H26L25 25V27L23 28L24 29V31H25V28H26ZM76 26V27H75ZM102 26V27H103ZM126 26H127V28H126ZM131 26V27H130ZM178 26H180V27H178ZM1 27V26H0ZM3 27V26H2ZM8 27V26H7ZM32 27V31H33V27L35 28L36 26H31ZM30 27V28H31ZM57 27V26H56ZM63 27H65L66 29H67V27H66V24H65V26H62V28ZM90 27V26H89ZM88 27V28H89ZM112 27V26H111ZM116 27L117 28H121V30H119V29H116ZM9 28V27H8ZM8 28L7 29H5V28H1L0 29V32H1V30L2 29H5L7 32H5V30H4V34L6 35L9 31H8ZM30 28H28L29 30H30ZM40 28H42V27H40ZM46 28V27H45ZM71 28V30H69ZM130 28V29H129ZM163 28H165V29H162ZM203 28V29H202ZM19 29H20V27H19ZM19 29H17V32H18V30ZM21 29H22V27H21ZM20 29V30H21ZM27 29V30H28ZM66 29L64 30L66 33V37L67 36H69L70 35V32H69V34H68V32L66 31ZM86 29V30H85ZM89 29H91V27L89 28ZM108 29L109 28H107V31H108ZM127 29H129V30H127ZM183 29V30H182ZM19 30V31H20ZM29 30H28V32H29ZM62 30V35H64L65 36V34H64V32H63V29H61ZM123 30V31H122ZM3 31V30H2ZM23 31V35L24 34H27L26 32H24ZM32 31L30 32V34H32ZM90 31H94V33H97L98 31H99V35H98V37L100 36V35H103L104 37H107V36H109V35H111L110 33H111V30H110V33H108V34H106L107 32L106 31H102V32H104L103 34L101 33V29H100V27L98 28V30H96L97 32H95V29L94 30H90ZM89 31V32H90ZM112 31V32H113ZM175 31V32H174ZM21 32V31H20ZM74 32V34H76ZM79 32H81L80 30H79ZM109 32V31H108ZM119 33V34H116V33ZM181 32L182 33H184L183 35L181 34ZM198 32H200V33H198ZM2 33V32H1ZM42 33H44V31H42ZM42 33H41V35H42ZM85 33V34H86ZM121 33V34H122ZM151 33H152V35H151ZM3 34V33H2ZM20 34V33H19ZM21 34H22V32H21ZM20 34V35H21ZM29 34V33H28ZM28 34H27V36H28ZM55 34V33H54ZM73 34V33H72ZM71 34V35H72ZM73 34V36H71V39H69V40H67V39H65V37L64 36H62V39H60L59 38V36H58V39L57 40H62V42H63V40H67L68 42L70 41V40H72L73 39V37H76V35H74ZM79 34V33H78ZM82 33H80L79 34V39H80V42L78 43L79 45H81V44H84L85 42L86 43H88L89 41H91V40H93L94 38H97V35L96 36H94V34H93V32H91L89 35V37H91V39H89V38H84L83 39V37H80V35H81ZM84 34V33H83ZM84 34V35H85ZM93 34V35H92ZM147 34V35H148ZM1 35V34H0ZM23 35H21L22 36V40H23ZM88 35V34H87ZM87 35H85L84 37H87ZM123 35V34H122ZM177 35H178V37H177ZM2 36V35H1ZM26 36V35H25ZM30 36V35H29ZM94 36V37H93ZM103 36H100V37H103ZM117 36V37H118ZM157 36H159V38L157 37ZM185 36H187V37H185ZM3 37V36H2ZM1 37V38H2ZM31 37V36H30ZM30 37H29V39H30ZM39 37H43V36H39ZM70 37V36H69ZM69 37H67V38H69ZM77 37V38H78ZM116 37V36H115ZM182 37V38H181ZM0 38V39H1ZM82 38V39H81ZM121 37H118V39H116V42L119 44L120 42V39ZM26 39V38H25ZM29 39H27V41L29 40ZM157 39V40H156ZM21 40V41H22ZM41 40H42V38H41ZM41 40L39 41V42H41ZM82 40V41H81ZM88 42H87V41ZM119 40V41H118ZM152 40H153V42H152ZM6 41V42H5ZM5 43L7 44V45H9V43H8V40H6L5 39ZM48 41V40H47ZM46 41V43L48 44V42ZM67 41L66 42H64V43H62L61 41V43H57V42H59V41H55V43H54V40H52V42L54 43V47H52L53 46V44H51L52 42H50V45L48 44V45H46L45 46V44H44V46L45 47H50L51 45V51H52V49H54L56 46V44H58V46L56 47L57 49H59V50H61L62 48H61V45L62 44H68L67 43ZM85 41V42H84ZM157 41H158V43H157ZM4 42H3V44H4ZM23 42V41H22ZM21 42V43H22ZM24 42L26 43V41L24 40ZM23 42V43H24ZM82 42H84V43H82ZM92 42V41H91ZM91 42H89V44H91ZM145 42H147V43H145ZM22 43V44H23ZM42 44H43V42H41ZM85 43V44H86ZM142 43H144L143 45H142ZM154 43V44H153ZM155 43H157V44H155ZM29 44V47H28V45H26L25 46V44H24V46L25 47H23L22 48V46H21V44L19 45L20 46V51H22L21 52V54L25 51V50H27V48L26 47H28L29 48V51L31 52V50H30V44L31 43H28ZM40 44V43H39ZM60 44V45H59ZM147 44H150L149 46L147 45ZM152 44V45H151ZM217 44L218 43H216V41H212L211 42V44L209 45V46H207V48L206 49H203V48H199V46L197 47V49L195 50V52L192 54V56H194L193 58H191L190 60H191V62L192 63H194V62H198V63H200V65H199V67H198V69H197V71L195 72V74H194V76L191 78V81L193 82V83H190V85L189 86H182V87H180L179 89H177V87H176V79L175 80H169V79H166L165 80V82H164V89H162V88H156V87H154L155 85H152V84H149V86H148V89L144 92V93H142V95L140 96V100H139V104L141 105V107L140 108H137V109H135L134 111H133V113L131 114V116L128 118V121H129V123H130V125H129V128H128V130H126L125 132H126V134H123V137L122 138H119V139H116V140H113V135L112 134H116V133H120L121 132V130H122V127L123 126H113L112 128H111V132H112V134H108L107 135V137H105V139L103 140V141H106V139H108L107 141L108 142H110L109 143V147H111L110 149L112 150V153H114L113 154V159L118 163V167H119V169H121V171H122V173H121V175L119 176V178H117V179H114V181L113 182H111V185H113V187H114V193H115V198H117V199H120V200H122V199H124L126 196H128V195H130L131 193H135L137 196H143L144 195V193H145V189H146V187L147 186H150V185H152V189H151V191H149V193H148V195H149V198H150V200H149V209H150V216H151V219H152V222H148L147 224H141L142 225V227H144V231H145V234H146V239L144 240V241H142L141 242V247H147L148 245L149 246H151L152 245V247L154 248V247H157V246H160L163 242V240L162 239H160L159 237H154L153 236V229H154V227L156 228V226L158 227V226H161V224H160V222H159V216L156 214V212L154 211V209H155V207H156V204H157V202L159 201V193H158V185H159V183H160V180H161V172L159 171V169H158V163H159V159L163 156L162 155V153H161V151L160 150H155L154 148L158 145V144H156V138L158 137V135H161V134H163V133H168L169 131H166L165 130V126H166V121L164 120V115L166 114L170 119H172V120H174L175 122H178L179 123V126H182V130L179 132V133H182L183 135H185V134H187V133H189V132H194V133H196V134H199V133H204V131H205V129H206V123L208 122V118L207 117H204L202 120H200V121H197L196 123H195V121L192 119V118H188L186 115H188L189 113H190V110H191V107L193 106L192 105V101H193V99H195V109H193L195 112H197L198 111V113L199 112H202L203 111V109H205V105H206V100H207V96H208V94L211 92V90H212V87L213 86H215L216 84L214 83V79H215V75L218 73V71L220 70V68L221 69H224L226 72H229L232 68H233V65H234V62L233 61H235V59L234 58H231V59H228V60H225V55L224 54H218L217 53ZM78 45V46H79ZM116 45V44H115ZM145 45V46H144ZM154 45V46H153ZM1 46H3V45H1ZM4 46H5V44H4ZM3 46V47H4ZM41 46V45H40ZM43 46V45H42ZM44 46L42 47L43 49H44ZM60 46V47H59ZM77 46V45H76ZM82 46V45H81ZM81 46L80 47H78V48H80L79 50H82V48H81ZM10 47H11V45H10ZM32 47V46H31ZM59 47V48H58ZM63 47V46H62ZM83 47V52H81V55H80V52H79V54L78 55H80V56H82V54L85 52V49H84V45L82 46ZM88 47V46H87ZM89 47H90V45H89ZM117 47V46H116ZM6 47H4V48H1L2 50L3 49H5ZM9 47H7L6 48V50L8 49ZM26 48V49H25ZM37 48V47H36ZM36 48L35 49H32V53H34V54H36V53H38V48H37V50H36ZM61 48V49H60ZM78 48L76 47V49L78 50ZM110 48V47H109ZM111 48L112 49H110L111 51H109V53L111 52V54H109V55H111L112 57H114L115 56V54L116 53H114V52H117L116 50L114 51V47L113 46H111ZM147 48V49H146ZM14 49V48H13ZM49 49V48H48ZM73 50H76V49H74V48H72ZM72 49H70L71 50V52H73L72 51ZM103 49V48H102ZM101 49V50H102ZM146 49V50H145ZM151 49V50H150ZM223 49H225V48H223ZM9 51L11 50L10 48L8 49ZM7 50V52L9 53V51ZM24 50V51H23ZM33 50H35V51H37L36 53H35V51L33 52ZM45 50V49H44ZM47 50V49H46ZM45 50V51H46ZM56 50V49H55ZM70 50H68V51H65V50H62V51H60V52H62L63 54L61 55V53L59 52V54L60 55H58V57H53V60L51 59V61L53 62H51L50 60V63L57 69L58 68V66H59V64L60 63H62V61L63 60H66L67 61V59H68V57H71V56H68V54L66 53V52H68V53H70ZM88 50V49H87ZM4 52H6L5 50H3ZM2 51V52H3ZM28 51V52H29ZM39 51H41L40 50V48H39ZM48 51V50H47ZM50 51V52H51ZM65 51V52H64ZM112 51H114L113 52V54H112ZM145 52V54H143L144 52ZM149 51V52H148ZM4 52H3V57H5L4 56ZM19 52V51H18ZM54 52V51H53ZM56 52H58V50L56 51ZM56 52L55 53H53V55H55L56 54ZM76 52V51H75ZM91 52H93V50L91 51ZM95 52V51H94ZM93 52V53H94ZM152 52V53H153ZM8 53H7V55H8ZM11 53H13L12 51H10V53H9V57L11 56ZM26 55H25V57L27 56V54H29V53H27V51H25L24 52ZM40 53V52H39ZM77 53V52H76ZM86 53H87V51L85 52V54H83V56L84 55H86ZM20 54V52H19V54L18 55H21ZM32 55L31 57H33L34 59H36V57H34L35 55ZM58 54V53H57ZM71 54V53H70ZM74 54V53H73ZM73 54H71V55H73ZM88 54V56H89V52L87 53ZM96 54V53H95ZM95 54H93V57L94 58H97V54L95 55ZM143 54V55H142ZM198 56H196V55ZM6 55V56H7ZM16 56L15 58H16V61H18V59H17V57L18 58H20L19 59V62H20V60H21V57L22 58H24L23 57V54L19 57V56ZM30 55V54H29ZM36 55H41L42 56V53L41 54H36ZM52 55V56H53ZM76 55L77 54H75V55H73V56H75V57H73V59H78L79 57H77L76 58ZM77 55V56H78ZM90 55H92L91 53H90ZM95 55V56H94ZM144 55H145V57H144ZM218 55V56H217ZM219 55H220V57H219ZM37 56V57H38ZM40 56V57H41ZM87 56V55H86ZM85 56V57H86ZM143 56V57H142ZM29 56H27V58H28ZM45 57H47V56H45ZM49 57L50 56H48V59H49ZM66 57V58H65ZM85 57H83L84 59H85ZM90 57V56H89ZM147 57V58H148ZM216 57V58H215ZM218 57V58H217ZM11 58V57H10ZM32 58V59H33ZM39 58V57H38ZM44 58V57H43ZM51 58V57H50ZM72 58V57H71ZM80 58H82V57H80ZM78 59V61L80 60H82V59ZM92 58V57H91ZM91 58H89V60H91ZM105 58H108L107 56L105 57ZM105 58L103 57V59L105 60ZM109 58H111L110 56H109ZM109 58H108V61H109ZM217 59L218 61H216L215 59ZM9 59V58H8ZM34 59L32 60L33 62H34ZM42 59V58H41ZM41 59H39V60H41ZM46 60H43V61H47V58H45ZM93 59V58H92ZM171 61L172 62H174V61H176L175 59H176V55H174V56H171ZM24 60H25V58H24ZM28 60V61H27ZM26 61L28 62H26L27 64H30L29 63V60H30V58L29 59H27ZM37 60V59H36ZM39 60L38 61H35L34 62V64L37 62H39ZM69 60V59H68ZM86 60H87V63H90V61L86 58ZM96 60V59H95ZM103 60V65L104 64H109L106 60L104 61ZM111 60L113 61V58H111ZM11 61H15V59L13 58V60H11ZM15 61V62H16ZM23 61V60H22ZM66 61H64V62H66ZM73 61V63H74V60H72ZM78 61L76 60L75 61V63H78ZM93 61H94V59L93 60H91V62L92 63H90V65L89 64H87V66L89 67V68H87L86 66H84V67H86V69L84 70L85 72H83V74H84V76H90L91 77V69L90 68H93L94 67V63H99V66H103V65H101L100 63H102V60H101V62L99 61V62H94L93 63ZM112 61H110V64H109V66L111 67V65H112ZM214 61V62H213ZM216 61V62H215ZM219 61H224V62H219ZM19 62H17L18 64H20ZM30 62H31V60H30ZM68 62V61H67ZM23 63H25V61H23ZM22 63V64H23ZM36 63V64H37ZM41 62H39L38 64L39 65H41L42 63H45V62H42L41 64H40ZM71 63V62H70ZM86 63V62H85ZM212 63H215V64H212ZM230 65H229V64ZM15 64V63H14ZM32 64V63H31ZM30 64V65H31ZM33 64V65H34ZM35 64V65H36ZM48 64V63H47ZM223 64V65H222ZM224 64H225V66L226 67H224ZM8 66L9 65H12V66H15V65H13V64H7ZM6 65V66H7ZM17 65V64H16ZM21 65V64H20ZM20 65H17V67H18V69L19 70H21L22 69V66L20 67ZM30 65H28V66H30ZM34 65V66H35ZM46 65V64H45ZM50 64H48L47 65V67H50V69L48 70V71H51V68H52V71L51 72H49L50 74H48V71H47V68H46V66H45V68H46V71L44 70V68H43V66H42V71L44 70L45 72H47V73H42L41 71V75L43 74V75H45V74H47V75H51V77H49V78H52L53 77V72H55V71H53V69H55L52 65H50ZM58 65V66H57ZM76 65V64H75ZM86 65V64H85ZM91 65H92V67H91ZM6 66H4L5 68H6ZM23 66H26V64L24 65L23 64ZM71 66V65H70ZM106 65H104L103 67L105 68V70H104V68L103 67H100V69H102V71L103 72H105L106 70L107 71H109L110 72V69L112 68H108V67H105ZM210 66H212L211 68H209ZM218 66H220V67H218ZM222 66V67H221ZM228 66V67H227ZM3 67V66H2ZM2 67H0V68H2ZM3 67V68H4ZM30 67H32V66H30ZM36 67V69H37V67H39V66H35ZM84 67H83V69H84ZM2 68V69H3ZM4 68V69H5ZM26 68H27V66L25 67V71H27L26 70ZM28 69H29V67H28ZM41 68L39 67V70H40ZM82 69V70H83ZM90 69V70H89ZM109 69V70H108ZM210 69H211V71H210ZM217 69V70H216ZM24 70V68L21 70V71H23ZM39 70H38V72H39ZM82 70H81V74L79 73V72H77V70H76V72L75 73H78L77 74V76H79V78H82V80H84V78H83V76H82ZM86 70L88 71V72H86ZM79 71H80V69H79ZM105 72V74L102 72L101 74H103V75H101V74H99L98 76H102L103 78H101V77H99L98 78V76H94L93 75V77H95V80H94V78H93V82H95L96 80H97V78H98V85H96L95 83V85H96V88L95 89H93L94 87H95V85H94V87H93V85H92V87L90 86V88H87V90L86 91H84L83 93H84V95H85V92H86V94H87V91L89 92V93H91L90 95H92L91 96V102L89 101V97H90V95H88L87 94V96L88 97H86V99H85V97H84V95L81 93V95L83 96V99H81V95H79L78 96V100H79V102H81V101H83L82 102V106H81V104L80 105H78V106H74V107H72V110H74L73 111V113H75V109H76V111H77V113H79V115H77V116H75V114L74 115H72L71 116V120H72V122H70V125H72V127H73V129H70L71 130V133H73L74 135H72L73 136V138H71L72 136H69L68 135V139L70 138L71 140H76L77 138H76V136H78V137H81V140L82 139H85L90 133H89V130H90V132L91 131H93L94 130V128H98V127H100V126H96V124H101V121L99 122V121H97V123H95V121H91L92 120V117H93V113H95L96 112V109H98V107H96V105L98 104L99 105V102H96V101H98V99L99 100H102L103 99V97H106V95H107V93H105V92H107L106 90L105 91H102L103 90V88H102V90H101V87H106L107 86V83L105 84V80H106V78H107V75L109 74V72ZM206 71V72H205ZM65 72V71H64ZM202 72V73H201ZM203 72H204V74H203ZM217 72V73H216ZM67 73H68V75L69 74H71V72L69 73L68 71H67ZM66 73V74H67ZM73 73V75L75 76V74H74V72H72ZM86 73H89V75H86ZM107 73V74H106ZM35 74H37V73H35ZM34 74V75H35ZM39 74V73H38ZM63 74V76L65 75V73H62ZM81 76H80V75ZM93 74V73H92ZM202 74V75H201ZM34 75L32 76V77H34ZM67 75V76H68ZM106 75V76H105ZM201 75V76H200ZM36 76H38V75H36ZM46 76V75H45ZM62 76V77H63ZM76 76V77H77ZM40 79H42V76H38ZM38 77H34V78H38ZM47 77V76H46ZM89 77V78H90ZM97 77V78H96ZM197 77V78H196ZM198 77H200V78H198ZM203 77V78H202ZM45 78V77H44ZM48 78V79H49ZM209 78H211V79H209ZM33 79V78H32ZM32 79H31V81H28L29 82V84L31 85V83L30 82H32L33 83V81H32ZM47 79V78H46ZM99 79H101V81H103V82H101L102 83V85H100L99 86V84H101L100 83V81H99ZM105 79V80H104ZM200 79V80H199ZM44 80V79H43ZM42 80V82H45V83H41V84H43V85H41V87H40V85L38 86V84L40 83L39 81H37V80H34L35 81V83L36 84H32L31 86H35V85H37L36 87H38V88H40V91H44V90H42L43 89V87H44V84H46L45 86H47V84H48V82H49V80H48V82H47V80L45 81H43ZM85 80H87L86 78H85ZM89 80V79H88ZM197 80V81H196ZM6 81H8V79L6 80ZM96 81V82H97ZM196 81V82H195ZM28 82L26 83V84H23V88L25 89V91L26 90H28V89H26V86L28 85ZM39 82V83H38ZM47 82V83H46ZM52 82H55V80H53V78H52V81H50L49 83L51 84ZM92 82V83H93ZM107 82V81H106ZM174 82H175V84H174ZM211 82V83H210ZM8 83H9V81H8ZM38 83V84H37ZM199 83V84H198ZM3 84H5V82L3 83ZM50 84H48V85H50ZM53 84V83H52ZM52 84L50 85V86H52ZM55 84V85H54ZM53 84V87L54 88H52V87H50L49 86V88L47 87V90L49 91H47L46 90V92L47 93H50L51 91H52V93H53V89H55V87H56V84H58L57 85V87H56V90L60 87V81L59 82H55ZM105 84V85H104ZM174 84V85H173ZM204 84H205V89H210V90H205V91H207V92H204V88H203V86H204ZM210 84H212V85H210ZM26 85V86H25ZM29 85V86H30ZM168 85V86H167ZM208 85H210L209 87H208ZM25 86V87H24ZM28 86V88H30ZM97 86L100 88V89H98L97 88ZM166 86L167 87H169V88H167L166 89ZM171 86V87H170ZM212 86V87H211ZM14 88V87H13ZM33 88H35V87H33ZM38 88L36 89V90H38ZM51 88H52V90H51ZM62 88V87H61ZM61 88H59L58 90H60ZM107 88V87H106ZM156 88V89H155ZM12 88H10V90H9V92L10 91H14V89H16V87L14 88V89H12ZM18 89V88H17ZM45 89H46V87H45ZM93 89V90H92ZM105 89V88H104ZM185 89V90H184ZM201 89H203V90H201ZM18 90H22V85H21V88L20 89H18ZM17 90V91H18ZM35 90V94H37V91ZM91 90V91H90ZM98 90H101L102 92H104L105 94V96L102 94V92L100 93V94H97L98 92L97 91ZM155 90H156V92H155ZM182 90V91H181ZM255 90V91H254ZM257 90V91H256ZM258 90H259V93H258ZM12 91V93H16L17 91L15 90V92H13ZM40 91H38V95H34V97L36 98V96H39L38 98H40V97H44V95H45V97H47V96H51V98H52V95L54 94L55 95V93H56V91L54 90V92L55 93H53V94H47V93H45V91L44 92H40ZM62 91V90H61ZM94 93H93V92ZM165 91V93L163 94V98L164 99H166L165 100V102L168 104V107L166 106V105H164V106H162V107H159L160 105L158 104L156 107H154L155 108V110L153 111L152 109H153V105H154V102L155 101H152V98H153V93H155V95H156V93H161V92H164ZM202 91V92H201ZM209 91V92H208ZM253 91L254 92H256V94L259 96V98L261 97H263L264 96V83H263V81H261L259 84H257L255 87H254V89H253ZM21 92V91H20ZM20 92H19V94L17 93V94H14V98L15 97H18L17 99H19V104L21 105V103L23 102V100H22V98H21V96H20ZM24 91L22 90V93H23ZM39 92L40 93H44V95L42 94V96H40L41 94H39ZM59 92V91H58ZM57 92V93H58ZM187 92V93H186ZM191 92V93H190ZM202 93V95H201V93ZM11 93V92H10ZM11 93V94H12ZM204 93V94H203ZM23 94H25V92L23 93ZM46 94H47V96H46ZM95 94V95H94ZM186 94V95H185ZM197 94H199V95H197ZM16 95V96H15ZM22 95V94H21ZM53 95V96H54ZM101 95V96H100ZM86 96V95H85ZM96 98H95V97ZM44 97V98H45ZM197 97H198V99H197ZM202 97V98H201ZM205 97V98H204ZM13 98V101H12V98L10 99V100H8V101H12V104L14 103V100H16V99H14ZM21 98V99H20ZM98 98V99H97ZM101 98V99H100ZM135 98H138V96L136 95V94H133L132 96H131V98L128 100V102H127V104L126 105H129L130 104V106H132V105H134V101H136L135 100ZM201 98V99H200ZM48 99V98H47ZM132 99H133V101H132ZM205 100V102H204V100ZM22 102H21V101ZM81 100V101H80ZM203 100V101H202ZM69 100L67 99L66 101L65 100H63V103H69L68 102ZM87 101V102H86ZM89 101V102H88ZM16 102H18V100H16L15 101V105L17 104V106H15V105H13V108L11 107V102H9L8 104L6 103V109H4L5 107H3V109L5 110V112H7V114L4 112V110L2 111V112H4L3 114L4 115H6L5 117H7V118H4V116H2L1 115V117H2V119L4 118V122H3V120H2V122H3V125H4V128L6 127V131H9L10 129V131H12V129L14 128V127H11L10 125H9V122L10 121H12V119L16 116V113H19V112H17L20 108H19V106L20 105H18V103H16ZM84 102H85V104H84ZM101 102V101H100ZM64 104L65 106H67V104ZM92 105H91V104ZM94 103V104H93ZM205 104L204 105V107H203V105H201V104ZM62 103H60V105H61ZM89 104V105H88ZM171 104H173V105H171ZM176 104L178 105V106H176ZM5 105V104H4ZM85 107H84V106ZM94 105V106H93ZM62 106H63V104L61 105V106H59V110H60V108L61 109H64V108H66L65 110H66V112H67V109L70 107V106H68V108L67 107H63L62 108ZM80 106V107H79ZM88 106H92V107H89L88 108ZM100 106V105H99ZM130 106H127V107H130ZM18 107V108H17ZM82 107V108H81ZM86 107H87V110H86ZM93 107H95V110H94V108ZM157 107H159V108H157ZM203 107V108H202ZM14 108H16L15 110H13ZM78 108H80L79 110H78ZM92 108V109H91ZM200 108H202V109H200ZM9 109H12L11 111L9 110ZM81 109H85L84 111L83 110H81ZM90 109V110H89ZM199 109V110H198ZM57 111V113L59 112L60 113V111ZM12 111L14 112V111H16L15 113H14V116H12ZM85 111H87V113L85 112ZM156 111H157V113H156ZM62 113L63 112H65L64 110L63 111H61ZM80 112H82V114H84V116L83 115H81V113ZM91 112V113H90ZM192 112V111H191ZM0 113H1V111H0ZM8 113H9V116H8ZM58 113V114H59ZM61 113V114H62ZM91 115H90V114ZM154 113H156L155 115H154ZM17 115H19V114H17ZM63 115H64V113H63ZM63 115H60V117L63 119V117H64V119L67 117V115H66V113H65V115L63 116ZM86 115V116H85ZM63 116V117H62ZM78 116H79V118H78ZM81 116V117H80ZM0 117V118H1ZM13 117V118H12ZM73 117H74V120H73ZM75 117H77V118H75ZM90 117V118H89ZM137 117V118H136ZM148 118L149 120H150V122H149V125L148 126H143V125H137L136 123H138L139 122V118ZM11 119L10 121H8L7 122V119ZM81 118V119H80ZM82 118H84V119H86V120H84L83 119V121H82ZM94 118V117H93ZM155 118H156V120H155ZM183 118V119H182ZM75 119H76V121H75ZM77 119L79 120V124L81 123L82 125H85L84 127H86V128H84L81 124V126L80 125H78L76 122H77ZM137 119V120H136ZM189 119H191V120H189ZM1 120V119H0ZM183 120V121H182ZM187 120V121H186ZM189 120V121H188ZM74 121H75V123H74ZM82 121V122H81ZM192 121H194V122H192ZM2 122H0V126H1V124H2ZM8 123V125L6 124V123ZM47 123H50V120L48 119V121H46ZM84 122V123H83ZM93 122L95 123V124H93ZM99 122V123H98ZM136 122V123H135ZM191 122V123H190ZM5 123V124H4ZM46 123V124H47ZM72 123H74V124H72ZM86 123V124H85ZM189 123H190V125H189ZM90 124H93V125H95V126H93L92 127V125L90 126ZM183 124V125H182ZM263 124V123H262ZM47 125H49V124H47ZM76 125H78L80 128H78V126L77 127H75V129H74V126ZM261 125V124H260ZM259 125V127H262V126H260ZM10 126V127H9ZM189 126V127H188ZM258 126V125H257ZM256 126V128H254L255 129V131H258L259 129H258V127ZM263 126H264V124H263ZM2 127V126H1ZM1 127H0V130H4L5 131V129H1ZM89 127H91L92 129H90ZM126 127V126H125ZM161 127V128H160ZM191 127V128H190ZM255 127V126H254ZM71 128V127H70ZM76 128H78V130L76 131ZM83 128V129H82ZM88 128V129H87ZM190 128V129H189ZM251 128H252V130H251ZM81 129H82V133H80L81 132ZM85 129V130H84ZM192 129V130H191ZM210 129V130H209ZM208 130V132H210L212 129H211V127L209 128ZM254 129H253V126H250L248 129H247V133L244 131L242 134L243 135H240L239 137H237V140H236V142L232 145V147H231V151H233L234 149L236 150V147H234L233 148V146L236 144V145H238V147H237V149H242L241 151H238L239 152V155L237 156L236 154H235V152L237 153V151H233V153H232V155L231 154H229V156H231L230 158H231V163H233V165H236V166H234V167H237L238 166V164H239V166H240V168H242V169H244L245 170V172H246V179H244V181L245 182H247L249 179L251 180V179H254L253 181H257L258 183H262V185H263V187L261 186L258 190V192H257V196H253V197H251V198H249V200H247V201H245V202H243V206H246V208H247V210L249 211L248 213H250V212H255L256 213V215H255V213L253 214L252 213V216L253 215H255L256 216V218H252V220H249L248 221V223H247V225L249 226V227H251V229H252V231H254L253 229H255L256 228V226H258L261 222H264V151L261 149L258 153H255V151H256V149H259V147L258 146H261L260 148H263L264 147V145H262V143L264 144V139H263V142H261V140H259V138L260 137H262V135L264 134L263 133V131H264V128H260V130H259V132H258V134L260 135H258L257 134V132H255L254 131ZM258 129V130H257ZM251 130V131H250ZM4 131H1V132H4ZM83 131H84V133H83ZM86 131V132H85ZM76 132H77V134H76ZM254 132V134L256 133V136L254 135V134H252L253 135V138L251 137L252 135H251V133H253ZM88 133V134H87ZM250 134V135H246V134ZM81 134V136H79ZM171 136H177L178 134H176V133H173V132H170L169 133ZM247 136V138L246 137H244V140H245V138H246V140L245 141H247L246 143H245V141H241V140H243V139H241V137L242 136H245V135ZM262 134V135H261ZM71 135V134H70ZM76 135V136H75ZM29 136V135H28ZM251 137V139H250V137ZM259 136V137H258ZM264 136V135H263ZM35 136H29V138L26 136V138H24L23 139V141H21L20 140V145H19V143L17 144V145H19L18 146V148L20 147V149H19V151L21 150V151H24V153H23V156H28V155H30V154H32V150L33 151H35V150H37V149H32V148H34V145H33V138H34ZM254 137H256V138H254ZM240 138V139H239ZM26 139V140H25ZM69 139V140H70ZM254 139H258V141L257 140H255L256 142H254L255 143V146H256V144H258L256 147L254 146V144L253 143H251L252 142V140H254ZM24 140H25V142H24ZM204 140H206V142H209V140H208V137H206ZM238 140H239V144H237V142H238ZM74 141H71V142H74ZM241 141V142H240ZM260 141V142H259ZM21 142H23V143H21ZM32 144H31V143ZM27 143V144H26ZM28 143H30L29 144V147H27L28 146ZM23 144V145H22ZM241 144H243V145H241ZM253 144V145H252ZM16 145V146H17ZM33 147H32V146ZM235 145V146H236ZM240 145V146H239ZM252 145V146H251ZM102 146L103 145H100V146H98V147H95L94 149H92V156L88 159V160H84V161H82V163L84 164V166H85V173H91L92 172V170L94 169V166L98 163V155L101 153V149H102ZM248 146V147H247ZM25 147H27V150H26V148ZM46 147V148H45ZM43 146V148H45L44 149V151H43V148L40 146V148H42L41 150H39V148H38V151H39V154H40V152H42L41 154H43V155H41L42 156V158L41 159H43V157L45 158L46 156H47V154H53L54 153V150L52 149V148H49V146ZM242 147V148H241ZM251 149H250V148ZM14 148H15V146H14ZM13 148V149H14ZM17 147H16V149H18ZM24 148V149H23ZM29 148V149H28ZM246 148V149H245ZM12 149V148H11ZM13 149L10 151V152H7V153H11L10 154V157H12L13 156V160L10 162V165H14V166H16L18 163H16V161H18V159H20V157L17 155V153H15V152H17L18 150H14L15 152L13 153ZM23 149V150H22ZM32 149V150H31ZM52 149V150H51ZM233 149V150H232ZM253 149V150H252ZM264 149V148H263ZM250 150V151H249ZM28 151V152H27ZM80 151H83V148L81 147L80 148ZM245 151V152H244ZM254 151V152H253ZM49 152V153H48ZM229 152V153H230ZM257 152V151H256ZM4 154V153H3ZM14 154V155H13ZM49 154V155H50ZM241 154V155H240ZM2 155V154H1ZM33 155H34V152H33ZM48 155V156H49ZM199 156L196 158V160L198 161V162H200V163H198V162H195V158H194V161H193V159H190V158H187L186 156V158L187 159H185L184 158V155H183V157L181 158V162H182V167L185 169V170H188L189 172H190V174H191V176L193 177H191L193 180L191 181V180H189V184L188 185H196V184H199V183H197L196 182V179H197V177H199V175H197V174H200L201 172H199L200 171V169L202 170V167H203V162L205 161L204 159H206L205 158V153L204 152H200L199 154H198ZM234 155V156H233ZM4 156V155H3ZM15 156V157H14ZM47 156V157H48ZM165 156V155H164ZM203 156V157H202ZM248 156V157H247ZM0 157H2V156H0ZM22 157V156H21ZM46 157V158H47ZM236 158L235 160L233 159V158ZM9 158V157H8ZM18 158V159H17ZM245 159H247V160H245ZM253 159V160H252ZM257 159V160H256ZM191 160H192V162H193V164H191L192 162H191ZM239 160V161H238ZM243 160H245V161H243ZM14 161V162H13ZM235 161H236V163H235ZM251 161V162H250ZM255 161V162H254ZM239 162V163H238ZM197 163L199 164V165H197ZM235 163V164H234ZM246 163V164H245ZM242 164H244V166L242 165ZM201 165V166H200ZM252 168H251V167ZM18 167V165L16 166V168ZM245 167V168H244ZM246 167H247V169H246ZM249 167V168H248ZM197 168V169H196ZM200 168V169H199ZM238 168V167H237ZM237 168H235V169H237ZM239 169V168H238ZM26 170H27V168L25 169V170H22V171H20V173L19 174H21L22 172V174L21 175H23V176H25L26 174H25V172H26ZM34 170V169H32L31 167H30V169H29V171L27 170V172H29V173H31L32 171ZM25 171V172H24ZM216 171H218L219 173H214V172H212L208 177H207V179H206V182H202L201 184H205L204 185V193H203V195H202V202L201 203H203V205H202V209H200L199 211L200 212H202V211H208L209 209H210V207H211V205H213V204H215V202L214 201H217L218 202V200H219V198H220V196H221V191H222V187L225 185V183H226V181L224 180V178H227L226 176H224V177H222L223 176V171L219 168V169H217ZM2 173V170L0 171V174ZM258 173V174H257ZM235 179L236 180H238V181H241L244 177H243V175H242V173L240 172V171H236L235 173ZM23 176H21V177H23ZM262 176V177H261ZM194 177H196V178H194ZM254 177V178H253ZM256 177V178H255ZM216 179H220V181L219 182H217V183H215V184H213V180H216ZM198 180V179H197ZM69 182H74V180L73 179H70V180H68L66 183H69ZM191 182V183H190ZM51 190H52V192H57L58 191V188L57 187H53V188H51ZM5 192V190L3 189L2 190V188L0 187V193L3 195V193ZM77 192V188H75V185L74 184H72L71 186H70V189H69V194H75ZM148 192V191H147ZM190 192H187V193H185L184 195H183V200L181 201V202H183V203H185V199H187V196H188V194H189ZM147 194V193H146ZM192 194V193H191ZM185 200V201H184ZM214 202V203H213ZM222 203H224V202H222ZM14 204H15V202L13 203V205L12 206H14ZM61 205H62V208H63V210H65L66 211V213H69L70 212V210L74 207L73 206V203L70 201V198H65L64 199V201L61 203ZM183 205V204H182ZM89 206V205H88ZM126 204H124V203H122V201H120V202H118V203H113V204H111V205H109V207L105 210V213H104V215H103V219L105 218V219H110V220H115L118 216H119V213L121 212V211H123V209L124 208H126ZM256 208H258V211L256 212L255 211V209ZM168 215L169 216H171V217H173L174 216V214H172V213H168ZM254 216V217H255ZM130 218V217H129ZM128 218V219H129ZM242 218H244V219H248V218H251L249 215H245L244 217H242ZM134 219H136V217H132L131 218V220H134ZM138 221V220H137ZM162 221V220H161ZM212 221L213 220H210L209 219V223H212ZM218 222V224H219V221H217ZM221 223V222H220ZM218 224L216 223V224H211V225H207L206 227H204V228H201V230H200V234L202 233V234H204V238L205 239H202V245H201V249L203 248V247H206V246H213V256L211 257V258H207L206 257V255H200V254H198L197 252H195V253H192V255H190V257H189V260L190 261H192V262H194V264H222L223 262L222 261H226L227 260V256H225L226 254H225V251H227V255H228V250L229 251H231V249H233V251L234 250H236V248H238V247H241V249L242 250H240V248L238 249L239 250V254L238 255H240V256H242V255H244V253H245V255L244 256H242L241 258H240V256L238 257V259L237 260H239L240 262L242 261V258H245L246 259V263L248 262V259L250 258V260H251V258H252V260H253V262L252 261H250L249 260V262H248V264H255L257 261V263L259 264V262L261 263V261H260V258H262V257H264V252L263 251H261L262 249H263V247L262 246H264V244H262V241L264 240V236H262V241H261V245L262 246H256V248L257 247H260L258 250H260L261 251V253L263 254H261L260 253V251H259V253H260V255H259V253L257 254V256H253V255H255V252H254V254L252 253V252H250V253H248V249H250L249 247H248V245H245L246 247H248L247 248V250H246V247H243V245L244 244H240V242L239 243H237V242H235L238 238L240 239L241 238V236L239 237L238 235H234L233 236V234H232V236H230V232L228 231V234H226V233H224L225 232V226H223V227H221V229H223V230H218L220 227V225H223V223L222 224H220L219 226H218ZM225 225V224H224ZM211 226H213V227H215V228H213V227H211ZM217 226V227H216ZM134 227H136L135 225H130L129 226V232H128V237L133 233V232H135V228ZM208 227V228H207ZM211 227V229H209ZM213 228V229H212ZM216 228H218L217 230H216ZM229 226L228 227H226V232H227V230H229ZM262 228H264V227H262ZM23 229V225H20L19 224V230H22ZM214 229L216 230V232H218V233H213L214 232ZM257 229V228H256ZM95 230L97 231V236L99 235V234H106V231L104 230V227H102V226H100V225H96L95 226ZM204 230H206V231H204ZM211 230H212V232H211ZM203 231H204V233H203ZM250 231V230H249ZM251 231V232H252ZM219 232H220V236H219ZM221 232L223 233V234H221ZM232 233H233V231H231ZM253 233V232H252ZM263 233V232H262ZM226 234V235H225ZM225 235V236H224ZM239 235H241V234H239ZM263 235H264V233H263ZM224 236V237H223ZM229 236V238H226V243H225V241H223L224 240V238L225 237H228ZM238 236V237H237ZM217 237V238H216ZM221 237H223V238H221ZM231 237H233L234 239L236 238V240H234L233 241V239L231 238ZM221 238V239H220ZM97 239H100V237H97ZM222 240L221 242H220V240ZM229 241H228V240ZM203 240H204V242H203ZM216 240H217V242H216ZM242 240V239H241ZM207 241V242H206ZM230 242H232V243H230ZM233 242H235L234 244H236L237 243V245H234V247H235V249L232 247L231 249H229L227 246L229 245V246H233ZM98 243V246H99V249H98V255H99V259L101 258V260H102V262H101V264L103 263V264H110L112 261H113V259L111 260V262H110V260H108L107 259V252L109 253V250H110V248H108V245L109 246H111V239L110 238H108V237H106L105 239H102L100 242H97ZM206 243V244H205ZM223 243V244H222ZM230 243V244H229ZM241 246H240V245ZM239 245V246H238ZM237 246V247H236ZM107 247V248H106ZM243 248H245V249H243ZM105 249H106V251H105ZM107 249H109V250H107ZM253 250V249H252ZM251 249L249 250V251H252ZM201 250H198V252H200ZM241 251V252H240ZM246 251V252H245ZM254 251V250H253ZM243 253V254H242ZM252 254L251 256L250 255H247V254ZM135 253L133 252V251H131V250H129V251H127V252H125V253H123V254H121L119 257H117V258H115L114 259V261H113V263H111V264H127L130 260H132L134 257H135ZM262 255V256H261ZM247 256H249V257H247ZM258 256L260 257V258H258ZM204 257V258H203ZM218 257V258H217ZM224 257H226V260H224L225 258ZM205 258H207V259H205ZM231 257H229L228 258V260L230 259ZM217 259V260H216ZM232 259V258H231ZM235 259V258H234ZM234 259H232L233 261H231V260H229V261H231L233 264H237V260L234 262ZM245 259H243V261L242 262H244L245 261ZM258 259V260H257ZM115 260H116V262H115ZM201 260H202V262H201ZM255 260V261H254ZM262 260V259H261ZM238 261V263L240 264V262ZM255 262V263H254ZM230 263V262H229ZM232 263H230V264H232ZM245 263V262H244ZM245 263V264H246ZM256 263V264H257ZM262 263L264 264V260H262ZM261 263V264H262ZM184 264H186V263H184ZM242 264V263H241Z\"/></svg>", "mask_w": 264, "mask_h": 264}]
</instances>
